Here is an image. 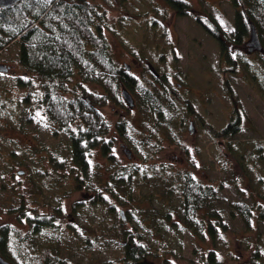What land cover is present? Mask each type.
Listing matches in <instances>:
<instances>
[{
	"label": "trees",
	"instance_id": "16d2710c",
	"mask_svg": "<svg viewBox=\"0 0 264 264\" xmlns=\"http://www.w3.org/2000/svg\"><path fill=\"white\" fill-rule=\"evenodd\" d=\"M161 1L170 5L175 16H192L196 13L199 15L201 12L199 8L195 10V4L191 0ZM228 1L236 9L231 34L227 35L210 17L205 20L208 28L206 29L219 44L224 59L248 70L254 78L260 76L261 80V74L264 75V0ZM121 2L124 0H55L45 7L37 3V0H20L13 7L0 10V52H7L12 46H16L17 54L13 56V60L21 68L15 84L0 87V97L7 98L3 93L7 88L12 87L15 91L28 88L29 83L24 81V69H29L35 80L31 82L29 89H32V93L40 89L43 94L41 101L45 103L50 122L55 123L68 135V144L61 147L64 156L61 151H47L48 153L43 155V150L36 152V156L32 155L37 165L32 175L38 179H32L36 187L30 190L25 180L23 181L26 185L8 186L10 194L6 200L16 202V223L0 225V254L14 264H73L71 260L61 256L62 244L66 240H63L62 235L64 228L56 216L60 215L62 210L60 205L63 198L75 194L83 193L86 198L93 195L96 204L106 207L101 215L94 216V222L90 220V211L86 205L82 206V212L76 210L81 201L78 200L72 206V216L75 214L78 221L75 227L69 223L71 227L66 232L77 238L82 237L78 251L84 259L91 260V264H103L93 259L89 252L94 251L96 247L101 248L102 243L106 242L114 251L121 253L119 258L112 260L110 264H140L150 257L158 258L161 250L167 254L170 247L166 237L179 229L181 232L192 229L198 237L202 231L198 223V211L205 207L208 212H212L216 207L215 202H219L220 198L215 189L208 186L204 192L202 188L200 194L197 185L182 181L178 190L179 207L171 206L159 214H146V210L136 209L134 204L136 200H143L134 181V176L140 171L139 164H122L118 157L111 154V149L104 150L108 157L106 166H95L91 162L89 148L92 146L89 145V134L98 136L96 130L102 125L103 108L112 107L114 112L116 109H122L123 86L135 94L141 115L153 117V125H150L148 133L140 132L134 125L131 127L127 124L125 130H119L121 138L127 143L128 151L132 152L131 156L135 155L136 148L140 152L138 156L142 157V170H145L146 175L153 174V165H150L149 161L162 150L164 141L179 143L181 139L182 110L167 101L169 92L164 85L166 81H163L164 86L157 87L150 73V79L146 76L144 82L138 81L125 74L121 69V62L114 56L112 44H122L116 37L122 32V15L126 13ZM157 6L154 5L155 10ZM148 12L147 15L141 16L147 22L154 14L153 11ZM200 19L202 18L197 16V21ZM250 24L256 28L262 43V49L255 59H250L244 53ZM153 26L156 27V24H152ZM149 31L152 30L149 28ZM165 35L166 33H163L161 37ZM109 36L113 37L114 42ZM147 47L152 46L147 44ZM232 53L236 54V61L231 58ZM142 58L140 62L145 60ZM144 64L143 62L141 65L145 67ZM1 78L0 75V80ZM86 96H90L89 101L83 98ZM30 99L36 101L38 96L30 95L29 98L25 95L18 100L23 104L24 100ZM41 101H38V104H42ZM32 114L34 116V111ZM172 115L178 119L175 121L178 123L176 126L169 122L173 118ZM23 119L25 117L19 120L21 126ZM110 141L113 144L112 138ZM252 154L254 159L250 162L253 169L261 170L262 173H257L262 178L263 152L256 151ZM1 157L7 162H12V159H16L14 149L11 146L0 148ZM247 160L249 161V158ZM163 169L165 171L166 167ZM51 190H54L55 195L53 203L59 205L56 208L57 214L41 216L38 207L46 204L45 195ZM105 192L109 193L112 200L118 201V204L109 202ZM122 204L135 206L133 210H129L128 215L129 223L136 224L133 230H125L118 223V207L127 208ZM229 207L243 217H248L251 210V207L244 204L229 203ZM135 209L138 214H135ZM177 212L182 226L173 220ZM210 216L213 215L208 213L207 218ZM106 223L109 228L105 226ZM208 226L213 240L222 237L216 232L212 220L208 221ZM24 227H27V234L23 236ZM145 237H150L148 243L143 241Z\"/></svg>",
	"mask_w": 264,
	"mask_h": 264
},
{
	"label": "rangeland",
	"instance_id": "374dc122",
	"mask_svg": "<svg viewBox=\"0 0 264 264\" xmlns=\"http://www.w3.org/2000/svg\"><path fill=\"white\" fill-rule=\"evenodd\" d=\"M151 1V3L149 1L142 0H124V2H121L126 13L122 15V32L116 37L121 41L122 46L117 42H114L113 37L109 36L110 40L114 42L112 44V49L115 53L114 56H116V59H118L120 62L125 61L129 65L133 63V59L139 60L143 59L142 57H144L145 60L143 62L148 69L150 66L152 69L156 68L153 67L152 63L155 55L161 57L162 53H168L171 50L170 45L161 40V35L163 34V30L165 28L164 26H167L169 40L172 42V50L170 55L175 57L178 53L180 57L178 59H171V64L169 65L174 66L172 69L167 68L164 64L162 67H160V65L156 63L155 66L160 67V69L157 71L160 74L170 72L173 73L176 71L178 74L182 73L188 75L186 76L185 84L189 86L202 85L205 80L207 81L209 79L210 74L213 77H211L212 81L217 83V86L220 85L221 79L218 76L221 59L220 47L212 36H209L201 27L196 24V16H200L204 20H206L208 17H210V19H214L221 26V29H223L227 35H230L235 24L236 9L233 8L234 6L228 0H191V2H194L195 4V10H197L196 8H199L201 13H199V15L196 13L192 16L178 17L173 14L174 12L171 11V7L168 3L161 0ZM155 4L158 5L156 7L157 10L154 9ZM148 11L154 12V14L148 18L150 19V21H148L149 23L146 21V19L141 18V16L145 14L147 15ZM111 14L114 16L118 15V13ZM165 18H168V20H165ZM154 20H156V22ZM154 23L156 24V27H152V24ZM149 28L152 30L151 32L149 31ZM147 44L151 45L152 47H147ZM16 49V46H12L9 49V53H5L6 56H1L2 59L8 60L9 54L15 57L17 54ZM170 55L166 56L167 60L170 58ZM252 58L254 57H251V59ZM6 62L8 63V61ZM10 64L13 65V63ZM140 70L142 71L143 67L141 65H135L132 72L136 75H139ZM231 75L241 76L238 66L234 68V71L231 73ZM261 75V80H259V76L254 78V81L264 83V75ZM18 76L19 75L17 72H15V70L10 77L2 76L0 80V87H8L9 85L15 84L16 77ZM233 82L236 83L234 92L235 94H238V98L241 100L243 108L245 109L247 119L250 120L248 123L251 127H254L256 131L259 130L258 133H262L264 135V100L261 99V96L256 94H253V97L251 98L250 95L253 92L251 91L249 94L246 91V85H244L247 82V79L243 81L242 79L238 78L235 81L233 80ZM239 82L242 84L240 85ZM175 83L179 82L175 81ZM184 87H181V89L183 88L184 90ZM192 89L195 92L198 90L197 87H192ZM14 91L15 90L12 87L7 88L3 92L7 98L2 99L0 97V148H9L11 146L14 149V155L16 157V159L14 158L15 160L12 159V162H7L4 158H0V225H4L8 222H15V200H13L14 202L9 203L7 208L6 204L4 203L7 201V196L10 194L9 187L13 185H18L20 187L22 184H27L26 186L29 187V189L36 187L32 179L35 181H38V179L32 175H34L37 165H35L36 163L32 155L36 156V152L41 150L39 148H43L45 151L52 152H58V150H60L64 156L65 153H63L60 148L68 144L67 135L64 132H55V126L50 124L45 118H43V120L45 119L47 123L40 125V127L37 128L36 133H30L29 136L24 135V130L17 124L16 119H20L23 116V104L16 99L21 100L26 95L27 89L25 91L24 89L16 90L15 92ZM219 101L217 103L220 106V113L215 114L213 117L209 116L206 118L207 122L214 123L211 132L206 128L202 129L200 124L195 123V127H197L199 130L195 136H191L187 132H184L180 139H183L182 145L177 143L164 145L162 150L159 151L149 161L150 165H153V174L150 176L145 174V170H142L143 163L140 159L142 157L141 155L138 156L135 150V155L130 159L125 156L123 150L119 147L114 149L111 154L114 155V157H118L122 164L132 163L134 166L139 164L140 171L138 175L134 176V181L137 184L136 187H138V189L141 191L143 200H136L134 201V204L137 206L136 209L142 208L144 211L146 210V214H159V212H164L163 210L169 209L171 206L179 207L180 198L178 196V190L181 188L182 179L185 177L186 169L190 170L196 178L203 180V182H215L218 179L219 183L222 179V191L219 193V196L222 199L219 200V202H215L214 205L216 207L214 208H217L218 211L221 212L222 218L226 220L229 226H233L234 230L238 231L234 232L232 229L234 233H231V238L228 237V241L224 245H221L220 243L217 244V242L214 243L212 240L203 241L206 249L204 250L206 252V260H209L211 258L210 255L214 252L217 254L216 257L211 259L215 261L214 264H228L227 261L229 264H264V223H256L255 226L258 228V230L254 231L253 233L245 232L242 228L241 222L235 218H232L228 212L230 210L228 202H245L250 206L256 205V203H258L254 201L252 196L253 194L250 192L247 186H244L243 183L240 185L238 183L239 186H235L233 184L234 180L238 179V175L242 179L245 178L244 174L242 175L240 171L241 165L244 166L243 171L249 174L251 177V180L249 181L251 189L260 195H264L262 187L259 186L258 182L255 180L257 177L256 174H258L257 171L259 170L253 169L254 167L252 163L250 160H247L249 157L248 152L244 148L246 146L244 140L250 137L252 138V134L249 133V131H246L239 135L237 134L236 136L237 141L239 140L238 144H240L243 149L241 150V153L232 157L234 159L233 161L238 163L237 169L228 172L226 168L222 167L220 170V166L218 165L225 163V159L218 158V156H216L218 155L215 147L216 142L212 136L214 135V132L217 133L224 127L227 118H229L232 113L230 107L224 106L223 100ZM37 104L34 102L32 110L34 109L35 113L37 112V118H41L43 115V108H35ZM202 109V113L204 114L206 109H204V107H202ZM103 110L104 114L109 116V118L113 121L116 120L115 118H117L119 113L121 115V112H124L122 109L120 112L118 110L114 112L112 107L103 108ZM126 111L128 112L127 109ZM208 111L209 110H207V112ZM202 113L201 115H203ZM131 115L134 124L137 125L138 121H136L135 117H137L138 114L136 115V113H132ZM6 116H8V118H6ZM172 117L173 118L170 119L169 122L174 126L176 117L173 115ZM202 117H204V115ZM33 130L34 129L32 128L31 131ZM262 138L264 137L262 136ZM117 144L118 142L116 145ZM47 153L48 152L42 154L46 155ZM102 160L103 158L99 154H95L91 157V162L95 166H106L108 164V161L104 163ZM192 164H195L196 166L192 167ZM198 166L205 168V174H201L200 171L196 169ZM163 167H166V169L170 170V172L166 169L164 171ZM19 171H25L26 174L19 175ZM259 172H261V170ZM10 178L13 179V182L10 181ZM23 180H25L26 184ZM227 183H231L233 187L227 186ZM53 191L54 190L48 191V194L45 195L46 204L38 207V212L41 216L57 214L56 208L59 205L57 203H53V197L55 196ZM135 194L136 193H134V195ZM84 196L85 195L82 193L72 195L69 198H63L62 204L60 205L62 210L60 211V215L56 216L59 220V224L64 228L62 235L63 240H66L65 243L62 244L63 249L61 256L68 258L73 262V264H91V260L87 258L84 259V257L78 251L82 237H79V239L72 235H68L66 232L71 226L75 227L74 225H77L78 217L75 214L72 216L73 204L78 200L81 201L79 207L76 208V210L80 212L83 211L82 206L86 205V208H88L90 211V220L94 222L95 217L101 215L106 208L96 204L93 195L89 196V198ZM105 197L109 202L118 204V201L111 199L109 193L105 192ZM256 199L258 200L257 197ZM122 206L127 208L125 209L119 206L118 210L122 208L126 210L128 215L130 212L129 210H133V207H135L132 205L127 206L125 204H122ZM5 209L8 211V213L3 212ZM136 209L135 214H138ZM146 218L147 217H145V219ZM173 220L174 222L183 224L178 214L174 215ZM129 222V219L126 223L118 220V223L122 225L123 229L133 230L136 224ZM94 225L97 226L96 224ZM105 226L108 228L110 227L107 223ZM25 234H27V227H24L23 236ZM166 239L169 242L170 247L167 254L163 253L164 251L161 250L158 253V258L150 257L149 259H145L144 262L142 261L140 264L203 263L200 261V259L203 260L204 258L200 256V252L202 251V249L200 250V243L199 241H195L196 239L192 233L186 230L181 232L179 229V231L176 233L171 232L169 236L166 237ZM149 240L150 237H145L143 241L148 243ZM253 241L256 242V245L253 244ZM107 244L108 242H106V244L102 243L101 248L96 247L94 251L91 250L89 252L91 257L96 259L97 262L103 264H110L109 262L112 260L118 259L120 256L119 254H121L120 251H114L112 246ZM229 249H232L231 253H229ZM172 250H175L176 253H174ZM233 255H236L235 258H233ZM4 258L7 259L6 257ZM7 260L10 261L9 259ZM233 260L236 261L233 263ZM10 262L13 263V261Z\"/></svg>",
	"mask_w": 264,
	"mask_h": 264
},
{
	"label": "flooded vegetation",
	"instance_id": "af4514ba",
	"mask_svg": "<svg viewBox=\"0 0 264 264\" xmlns=\"http://www.w3.org/2000/svg\"><path fill=\"white\" fill-rule=\"evenodd\" d=\"M0 10H4V9L0 8ZM173 14L175 15V13H173ZM178 17H187V16H178ZM200 21L199 20L197 21V16H196V24L199 27H201L209 36H211L207 31L208 28L205 24V20L202 18V19H200ZM164 27L165 28L163 30V33H166V35L163 38L161 37V40L165 41V43L170 45L171 50H172V42H171V40H169V33L167 30V26H164ZM249 36H250V32H249ZM246 39H247V41H246V46H247V42L249 41V37ZM218 46H219V44H218ZM171 50H170V52H171ZM7 52L9 53V50ZM7 52H0V75L5 76V77H8V76L10 77L13 74L14 70L17 73H20L21 68L18 65H16V63L13 60L14 57L10 54H9V58L7 57L8 60L2 59L1 56L5 55V53H7ZM170 52L164 53V54L162 53L161 57L155 55V58L152 61V63H153V67H156V68H153V69L151 68V66L148 69L145 64H144L145 67L143 65H141V64H143V62H140L139 61L140 59L139 60L133 59V63L129 64V65L127 62L123 61V62H121L120 66L126 75H129L138 81L144 82V79L146 76H147V79H150L148 76L150 73V75L153 76L155 85L157 87H161V86L165 85L166 90L169 92V96H167V101L169 102V104L174 105L175 107L177 106V108H180L182 110V120H183L182 124H183V126H181V128H182L181 137H182L184 132H187L191 136L192 135L195 136L196 133L199 132L198 128L195 127V123L200 124L202 129L206 128V129L210 130V132H211L212 127L214 126V123L207 122L206 118H208L209 116L213 117L215 114L220 113L219 112L220 106L217 103L219 100H223L224 106L231 108L232 115L229 118H227V120L225 122L226 124L224 125V127L219 132H217V133L214 132V135L212 136L214 138V141L216 142L215 147H216V152L218 154L216 156H218V158H224L225 159V163H221L220 165H218V166H220V170L222 169V167L226 168V170L228 172L231 170L234 171L237 169L238 163H235L233 161L234 159L232 157L241 153V150H243L242 146H240V144H238L239 140L237 141V139H236L237 134L239 135L242 132H246V131L248 132L249 131V133L252 134V138L250 137V138L244 140V142L246 144V146L244 148L248 152L249 160L254 159L253 158L254 154H252V153L256 152V150L259 152H263V155H264V138H262V136L264 137V135L262 133H258L259 130L256 131V129L254 127H251L250 124L248 123V121H250V120L247 119L245 109L243 108V104H242L241 100L238 98V94H235V92H234L235 91L234 88L236 87L235 86L236 83H234L233 80L235 81L238 78H240L243 81H245L247 79V82L244 84V85H246L245 86L246 91L249 94L251 91L253 92L250 95L251 98L253 97V94H256L258 96H261L262 100H264V83L255 82L252 74H250L248 70H246V69L244 70L243 67L238 66V65L237 66L240 69L241 76H237V75L232 76L231 73L234 71V68L236 67V65H234V63L232 64L229 60L224 59V57L222 56V53H221L220 68H219V72H218V76L221 79L220 85L217 86V83L212 81V79H211L212 76L209 74V79L207 81L205 80L202 85H199V86L190 85L189 86V85L185 84L186 83L185 82L186 76H188V75H185L182 73L178 74L176 71H174L173 73L170 72L171 74L170 73L160 74L157 71L158 69H160V67H162L163 64L169 69H172L174 67L173 65H169V64H171V59L172 58L178 59L180 56L178 55V53H177V56H175V57L171 56ZM244 53L247 54L250 59H251V57H254L252 59H255L257 57V55L260 53V51L250 53L248 51V47H247L246 51ZM167 55H170V58L168 60L166 59ZM235 55L236 54H234V53H232V55H231V58L233 59V61H236L235 59H237V57ZM6 61H8V63ZM10 63H13V65H11ZM156 63H158L160 65V67L155 66ZM127 65L130 66L129 70H126ZM135 65H141L143 67V70L142 71L140 70V74L138 73L139 75H136L132 72ZM3 69H6V70L4 71ZM24 72H25L24 73V79H25L24 81H26L30 85L31 82L33 83V81H35V80L31 76V72L29 69H26V70L24 69ZM163 81L164 82L166 81L165 82L166 84H164ZM175 81H178L179 83H175ZM241 84L242 83H240V85ZM29 85H28V88L24 89V91L27 89L26 96H28L30 98V95L31 96L37 95L38 100H36V101L35 100L31 101V99L29 101L24 100V103L22 105L23 106L22 118L25 117V119H23V125L22 126L19 123L20 119L16 118L17 124L24 130L23 134L29 136L30 133H33V132L36 133L37 132L36 130H37V128L40 127V125L47 123L45 121V119H47V121L50 124L55 126V128H54L55 132L56 131L62 132V130L59 129L55 123L50 122L49 116H47V113H46L47 111H45V103H43V101H41L43 94L40 91V89L38 90V92L35 91V93H32V91H31L32 89H29ZM181 87H184V90H183V88L181 89ZM192 87H197L198 88L197 92H195L192 89ZM123 89L127 90L132 95L131 97H133L135 105L133 107H130V104L123 98V95L121 94V96H122L121 98H122V102H123L122 111H124V112L123 113L121 112V115H120V113H119V115L116 114L117 118H115L116 120L113 121L112 119L109 118V116H106L104 114V110H103V112H102L103 113L102 114V118H103L102 125L98 126L97 130H99V131L96 130V133H98V136L95 137L93 134H91V133L89 134V135H91V138L89 140V145L92 146L89 148L90 156L92 157L95 154H99L103 158L102 161H104V163L106 161H108V157L106 156L105 151H104L105 149H111L113 151L114 149H117L119 147L120 149L123 150V153L125 154V156L127 155V157L129 159L132 158V156H134V154L131 156L132 152L128 151L127 143H126V141H124L122 139L123 137L121 138V134L119 131L121 129H124L126 124L131 125V127H132V125H134V127L137 128L140 132L143 131L145 133H148L150 130V125H153V117L149 118L147 116L141 115V111H139L140 109L138 108L136 97H134L135 94L133 95L132 90L128 89L125 86H123V88L121 90L123 91ZM222 91H223V93H222ZM83 98L86 101H89L88 99L90 98V96H86ZM16 100H18V99H16ZM38 101H41L42 104H37ZM34 102L37 104V106L35 108H37V109H38V107H39V109L43 108L42 112H43L44 116L42 115L41 118H37L36 117L37 112L35 113L34 109L32 110ZM195 103H198V104H195ZM219 103H220V101H219ZM202 107H204V109H206L205 110L206 112L204 114L202 113V111H203ZM126 109L128 110L129 113L126 111ZM113 110H115V109H113ZM116 110H118L119 112L121 111V109L120 110L116 109ZM207 110H209V111L207 112ZM33 111H34V116L32 114ZM132 113H136V115L138 114V116L135 117L136 121H138L137 125L134 124V121H133L132 115H131ZM201 113L204 115V117H202L203 115H201ZM197 114H199L200 116ZM6 118H8V116H6ZM43 118H45V119L43 120ZM177 121H178V119H177ZM174 124L176 126L178 123L176 122ZM32 128L34 129L33 131H31ZM261 131H263V130H261ZM258 135H259V137H258ZM33 136H34V134H33ZM110 138H112L113 144H111ZM67 139H68V135H67ZM182 140H180V142L177 144L182 145ZM117 142H118V144L116 145ZM164 143L165 144H162L163 147H164V145H168V144L174 143V142L173 141L171 142L169 140H165ZM194 144H195V142H194ZM195 147H196V144H195ZM249 147H251V148H249ZM39 149L43 150V153L47 152L43 148H39ZM58 151H60V150H58ZM131 151H133V150H131ZM135 151L137 154H140V152H138L137 148L135 149ZM249 154H251V155H249ZM195 166H196L195 164H192V167H195ZM196 169H198L201 174H205V168L204 167L198 166V167H196ZM243 170H244V166L241 165L240 171H241L242 175L244 174L245 178L242 179L238 175L237 176L238 179H235L234 180L235 183L233 182V184L235 186H239L241 183H243L244 186H247L249 188L250 192L253 194L252 196L254 198V201H256L258 203L255 202L256 205L250 206V205L246 204L245 202L244 203L243 202H241V203L240 202H236V203L228 202V204L229 203L230 204H240V205L244 204V205H247L248 207H251V210H250L248 217L241 216L239 212H237L236 210H232L231 207H230V210L228 212L232 218H235L236 220H239L241 222L242 228L245 232H250V233L252 232L253 233L254 231L258 230V228L255 226L256 223H262V224L264 223V195H260L251 189V187L249 185V181L251 180V177L249 174H247ZM169 172H170V170H169ZM24 174H26V172ZM256 175H257V177L255 180L258 182L259 186L262 187V191H264L263 190L264 177L261 178V176H258V174H256ZM185 177L187 179L184 178L185 180L182 179V181L186 182V184H188V183L193 184V186L197 185V188H199V190H200L199 191L200 194L202 192V188L204 189L203 190V192H204L207 189V187L209 186V187L215 189V191L217 192V196L220 198L219 200L222 199L219 196L220 191H222V187H221L223 185L222 179L219 183H218V179L215 182H203V180L196 178L191 173V171L187 170V169L185 171ZM10 181L13 182V179L10 178ZM238 183H239V185H238ZM226 185L229 187H233V185L231 183H227ZM256 197L258 198V200L256 199ZM4 203L6 204V208H7V205H9V203H12V201H6ZM204 208L205 207L200 208V210L198 211V216H199L198 223L202 227V229H201L202 231L200 232L199 236L197 237L196 235H194V232L192 229H185V230L194 235V238L196 239L195 241H199L200 250L202 249V251L200 252V256L202 258L204 257L203 260L200 259V261L203 262L202 264H214L215 261H213L211 259L216 257L217 254L213 252V254L210 255L211 258L209 260H206V252L204 251L206 249H205V245H204L203 241L212 240L214 243L217 242V244L220 243L221 245H224L228 241L227 238L231 236V233H234L238 230L235 231L233 226H229L227 224L226 220H224L222 218V214H221V212L218 211L217 208H214V211H212V212H210V211L208 212L207 209H204ZM3 212L8 213V211L6 209ZM208 213H209V215L211 214L213 216H210V218L209 217L207 218ZM175 214H178V212ZM216 217H218V219H216ZM126 218H127V220H126V222H127L128 221V214L127 213H126ZM209 220H212L213 223L215 224L216 232L220 233L222 235V237L220 239L213 240V238L211 237L210 227L208 226ZM177 223L181 226L183 225L179 222H177ZM216 223L218 225H216ZM232 229L234 230V232ZM183 232H184V230H183ZM201 234H203V235H201ZM253 244L256 245V242L253 241ZM172 251L174 253H176L175 250H172ZM231 251H232V249H229V253H231ZM0 256H1V258H4L3 255L0 254ZM235 256L236 255H233V258H235ZM235 261L233 260L232 262L234 263ZM227 263L229 264L228 261H227Z\"/></svg>",
	"mask_w": 264,
	"mask_h": 264
},
{
	"label": "water",
	"instance_id": "95a60500",
	"mask_svg": "<svg viewBox=\"0 0 264 264\" xmlns=\"http://www.w3.org/2000/svg\"><path fill=\"white\" fill-rule=\"evenodd\" d=\"M19 1L20 0H0V8L9 9L13 7L15 4H17ZM247 47L250 53L261 51L262 49V43L260 41L256 28H254L252 24H250V36H249V41L247 42ZM129 69H130V66L127 65L126 70H129ZM3 70L5 71L6 69H3ZM122 95H123V98L130 104V107H133L135 105L133 97H131L132 95L127 90L123 89ZM18 173L23 174L24 172H18ZM120 216H121V220L126 222L127 218H126V213L124 210L120 211ZM0 264H13V263L5 261V259L1 258L0 256Z\"/></svg>",
	"mask_w": 264,
	"mask_h": 264
},
{
	"label": "snow or ice",
	"instance_id": "6c2138e0",
	"mask_svg": "<svg viewBox=\"0 0 264 264\" xmlns=\"http://www.w3.org/2000/svg\"><path fill=\"white\" fill-rule=\"evenodd\" d=\"M55 0H37V3L44 5L45 7L54 3Z\"/></svg>",
	"mask_w": 264,
	"mask_h": 264
}]
</instances>
